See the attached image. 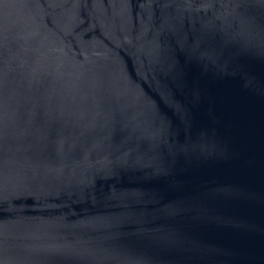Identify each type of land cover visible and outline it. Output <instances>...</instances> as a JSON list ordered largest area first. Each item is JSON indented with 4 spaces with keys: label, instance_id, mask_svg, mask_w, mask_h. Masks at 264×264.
Listing matches in <instances>:
<instances>
[{
    "label": "water",
    "instance_id": "95a60500",
    "mask_svg": "<svg viewBox=\"0 0 264 264\" xmlns=\"http://www.w3.org/2000/svg\"><path fill=\"white\" fill-rule=\"evenodd\" d=\"M0 264H264V0H0Z\"/></svg>",
    "mask_w": 264,
    "mask_h": 264
}]
</instances>
